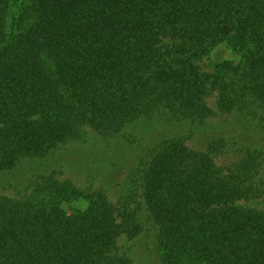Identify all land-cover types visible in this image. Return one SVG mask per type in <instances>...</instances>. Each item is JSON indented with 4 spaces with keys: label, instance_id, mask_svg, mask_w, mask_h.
I'll use <instances>...</instances> for the list:
<instances>
[{
    "label": "trees",
    "instance_id": "trees-1",
    "mask_svg": "<svg viewBox=\"0 0 264 264\" xmlns=\"http://www.w3.org/2000/svg\"><path fill=\"white\" fill-rule=\"evenodd\" d=\"M248 119L264 133V0H0V264H131L116 241L141 233L157 264H264ZM91 133L138 152L114 203Z\"/></svg>",
    "mask_w": 264,
    "mask_h": 264
},
{
    "label": "rangeland",
    "instance_id": "rangeland-1",
    "mask_svg": "<svg viewBox=\"0 0 264 264\" xmlns=\"http://www.w3.org/2000/svg\"><path fill=\"white\" fill-rule=\"evenodd\" d=\"M234 56L232 53L223 46H219L212 50L210 54L199 62V68L204 71H210L212 66L217 64L222 60H230ZM207 104L215 109V95L212 94L207 98ZM246 125L248 133L250 135L249 140L252 142L264 143V133L260 132L257 128H249L250 125H254L256 122H252L250 119L246 120ZM245 123V122H244ZM229 129L237 130L236 132H241L242 129L237 128L236 123H229ZM225 124L222 122H215L212 125L209 124V128L198 129L196 135H185L188 138L186 141L188 145L194 149H204L205 140L212 135H216L218 132L221 133L224 130ZM194 130L196 129L193 127ZM243 131V130H242ZM245 131V130H244ZM206 133V134H204ZM91 144L94 146V161L99 162V164H106L107 168H110L112 175L107 178H103L98 181L99 185H102L107 189L108 199L111 202H115L119 195V188L122 187L124 181L130 177V167L132 162L138 156L136 148H132L123 143L122 139L118 138H105L100 137L97 134L91 133L89 135ZM264 145V144H263ZM234 154L232 151L225 152L223 154H217L215 157V162L219 166H226L233 161ZM78 186H83L82 182H75ZM71 206L74 203L70 204ZM239 205L244 207H252L264 213V196L256 201H249L247 203H239ZM76 206H83L82 204L76 203ZM115 252L125 254L130 260L131 264H157V255L152 247V242L146 233H141L135 238H126L125 236H120L116 241L114 248Z\"/></svg>",
    "mask_w": 264,
    "mask_h": 264
}]
</instances>
